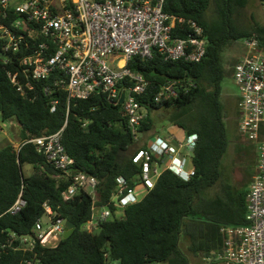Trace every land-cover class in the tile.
<instances>
[{
	"label": "trees",
	"instance_id": "16d2710c",
	"mask_svg": "<svg viewBox=\"0 0 264 264\" xmlns=\"http://www.w3.org/2000/svg\"><path fill=\"white\" fill-rule=\"evenodd\" d=\"M213 4L217 11L209 17ZM247 4L248 0L165 1L166 12L202 24L208 44L205 56L198 62L166 60L157 51L151 57L136 56L129 62L134 72L150 81L145 92L136 96L146 112L138 140L120 101L114 104L103 92L69 101L63 90L54 89L47 94L46 81L35 82L34 97L23 95L9 76L15 63L0 59V113L4 121L19 122L21 140L18 150L12 143L0 144V230L33 233L47 202L52 213L71 220L76 229L68 238L62 237L56 246L38 242L35 248L38 264L224 262H203V257L225 250L227 235L222 227L249 223L247 185L254 177V172L247 168V180L238 188L227 174L224 161L230 151V133L226 105L221 99L222 82L227 76L233 78L235 65L241 58H235L234 67L227 69L223 62L226 47L233 41L255 38L264 50V24L255 21L246 27L236 18ZM168 81L176 82L177 94H164L156 101V94ZM133 84L127 78L119 88L124 92ZM54 98L59 103L51 111ZM237 106L241 115L239 97ZM168 111L169 125L182 128L186 136L198 135L192 152L195 175L184 180L172 170H165L141 200L124 208L122 216L115 213V206H110L112 214L95 231L84 227L92 215V197L81 190L65 199L63 191L70 184L69 178L38 151L34 142L27 141L64 127L62 141L75 158L74 168L97 178L96 203L103 207L117 192L120 176L134 189L142 184L143 164L134 162L133 153L136 149H148L153 138L161 136V127L167 130V123L159 126L155 112L162 115ZM25 164L33 166L31 175L24 174ZM217 186L220 191L209 196V191ZM22 188L26 206L16 214L7 212ZM223 208L228 211L223 212ZM31 256V252L7 249L0 264H26V258ZM191 257L200 262L194 263Z\"/></svg>",
	"mask_w": 264,
	"mask_h": 264
},
{
	"label": "built area",
	"instance_id": "2783aa9c",
	"mask_svg": "<svg viewBox=\"0 0 264 264\" xmlns=\"http://www.w3.org/2000/svg\"><path fill=\"white\" fill-rule=\"evenodd\" d=\"M166 0H0V50L11 55L0 56L15 63L9 70L12 83L23 95H35V82L46 81L45 90H63L71 99H86L103 92L117 104L125 95L123 108L130 128L138 140L139 127L146 112L136 96L142 95L150 81L134 72L129 62L136 56L148 58L154 51L166 60L198 62L206 54L208 37L205 28L192 18L176 17L164 10ZM246 53L236 63L233 79L239 90L241 111L239 131L247 139L258 142V166L247 200L244 226H225L226 248L204 261L229 264H264V50L255 38L244 40ZM131 79L126 91L119 84ZM175 81L163 84L155 100L164 94L175 96ZM59 100L51 101L55 111ZM64 127L51 134L30 138L39 152L69 178L63 191L69 199L84 191L93 199L91 218L84 224L95 231L102 221L137 201L135 189L120 176L117 192L103 207L96 203L97 178L76 171L75 158L66 150L62 138ZM198 135L186 136L173 144L161 136L153 138L148 149H136L133 160L142 163V185L147 192L161 174L170 169L184 180L191 179L195 167L187 169L184 150H193ZM21 145L16 149H20ZM183 150V151H182ZM27 204L23 188L7 212L16 214ZM45 213L35 222L33 233L0 230V260L7 249L31 252L26 264H38L36 246H56L65 231L66 219L52 213L43 204ZM47 218V222L44 219ZM107 255V254H106ZM149 264H166L152 262Z\"/></svg>",
	"mask_w": 264,
	"mask_h": 264
},
{
	"label": "rangeland",
	"instance_id": "374dc122",
	"mask_svg": "<svg viewBox=\"0 0 264 264\" xmlns=\"http://www.w3.org/2000/svg\"><path fill=\"white\" fill-rule=\"evenodd\" d=\"M217 11V6L212 5L209 10V17L215 14ZM236 18L238 22L246 27H250L255 21H258L262 24H264V0H248V4L242 8L237 14ZM244 40H238L233 41L230 43L224 53H223V62L227 69L231 70L234 67V60L235 58H238L244 54L245 51V45ZM223 90L221 99L223 103L226 105L227 111L230 112L231 116L233 117V120L238 116V106H237V100L239 96V90L236 86L233 78L231 76H227L224 81L222 82ZM170 111L167 113L163 112L162 115H160V112H155L156 117H158V124L161 127L163 124H166L167 130L163 129V127L160 128V134L163 136L166 140L171 142L173 137V133L176 134L178 141L176 142H182L185 140L186 136H184V131L175 125H169V121L167 120L168 115ZM3 124V122H2ZM18 121L16 119H13V142H18L20 139L16 137V134L19 129ZM169 126V127H168ZM171 126V127H170ZM173 129V131H172ZM170 130V131H169ZM172 131V132H171ZM225 167L227 170V174L230 175L232 182H235L237 184H243L248 177V172L246 170V167L243 166L239 162V158L237 154L228 153V155L225 158ZM24 174L26 176L31 175L33 172V166L31 164H25L23 168ZM147 193V189L142 185L139 184L135 188V194L137 196V200H141ZM45 222H47V218L44 219ZM192 261L200 262L198 258L191 257ZM204 262V260H203ZM217 264H228L226 262H218Z\"/></svg>",
	"mask_w": 264,
	"mask_h": 264
},
{
	"label": "crops",
	"instance_id": "0c3cea01",
	"mask_svg": "<svg viewBox=\"0 0 264 264\" xmlns=\"http://www.w3.org/2000/svg\"><path fill=\"white\" fill-rule=\"evenodd\" d=\"M242 56H240V57H242ZM2 122H3V124H2ZM226 122L228 124V130L230 133V149H229L230 151L229 152L233 153V155L237 154L238 158H239V162L241 164H243L244 167H246V170H247V168H250L249 171L254 172V175H255L257 172V166H258V161H259L258 149H257L258 142H254V141L247 139L239 131L240 114H238V116L233 120V117L231 116L230 112L227 111ZM18 125H19V129H18V132L16 134L17 138H19V136H20V124H18ZM12 130H13V119H9V120L4 121L2 119V116L0 113V144L5 145L7 143H12L17 148L18 146L21 145V140H19L18 142H13V131ZM172 131H173V129H172ZM184 134H185L184 136H186L185 131H184ZM173 137H174V139L171 140V143H173V144L180 143V142H176V141H178V139H177V136L175 133H173ZM183 150H184L185 156L187 157L186 167H187V169H190L192 166H194L193 159H192L193 150H185V149H183ZM251 153L253 155H251ZM229 177H230V175H229ZM230 180H231V177H230ZM233 183L238 188L243 187V184H237L235 182H233ZM250 184H251V181L247 185L248 190L250 188ZM219 186H217V188L215 190L209 191V196L215 195L216 193H218L220 191ZM225 211H228V209L223 208V212H225Z\"/></svg>",
	"mask_w": 264,
	"mask_h": 264
},
{
	"label": "water",
	"instance_id": "95a60500",
	"mask_svg": "<svg viewBox=\"0 0 264 264\" xmlns=\"http://www.w3.org/2000/svg\"><path fill=\"white\" fill-rule=\"evenodd\" d=\"M0 56H4V57H8V58L11 57V55H9L5 52H2L1 50H0ZM124 97H125V95L122 96L121 102H123ZM75 229H76V224L74 222H72L71 220H66L65 231H64L63 237L68 238L69 236H71L73 234Z\"/></svg>",
	"mask_w": 264,
	"mask_h": 264
},
{
	"label": "clouds",
	"instance_id": "9594fccd",
	"mask_svg": "<svg viewBox=\"0 0 264 264\" xmlns=\"http://www.w3.org/2000/svg\"><path fill=\"white\" fill-rule=\"evenodd\" d=\"M189 135H190V134H189ZM187 136H188V135H187ZM162 138H163V137H162ZM164 139H165V138H164ZM167 141H168V140H167ZM175 174H176V173H175ZM137 201H139V200H137ZM137 201H136V202H137ZM134 203H135V202H134Z\"/></svg>",
	"mask_w": 264,
	"mask_h": 264
}]
</instances>
